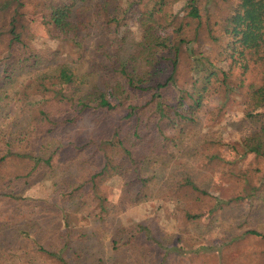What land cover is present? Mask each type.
Listing matches in <instances>:
<instances>
[{"label": "trees", "instance_id": "16d2710c", "mask_svg": "<svg viewBox=\"0 0 264 264\" xmlns=\"http://www.w3.org/2000/svg\"><path fill=\"white\" fill-rule=\"evenodd\" d=\"M213 1L0 0V42L8 39L6 54L0 56V112L16 95L26 101L31 88L40 96L26 104L35 109L25 107V122L9 132L5 130L10 116L0 118V134H7L0 145V170L9 168L0 176V211L9 207L16 215L21 207L32 205L33 199L24 196L29 187L55 180L58 170H75L62 194L48 189L42 201L37 199L33 204L49 206L54 217L65 222L58 224L65 230L57 232L58 226L55 228V250L51 238L37 241L43 238L41 229L34 232L31 242L39 251L68 264L63 254L76 252L80 239L90 240L96 234L100 237L96 228L70 226L71 213L67 208L73 212L85 209L86 215L106 224L109 216L119 214L126 206L152 197L159 180L148 171L147 161L169 169L160 190L167 188L164 185L169 182L172 190L185 187L207 193L191 172L190 146L183 147L179 135L196 120V110L214 84L225 93L223 104L230 98L228 73L221 55L252 51L262 61L264 70V0H237L223 10ZM176 3L182 4L178 13L172 11ZM132 4L138 7V33L123 22ZM27 5V12L39 13L42 23L80 50L79 59L84 56L102 64L110 73L109 85L101 88L98 83H88L85 75L76 74L61 62L17 88L20 83L14 78L18 69L41 65L46 60L27 38ZM164 23L172 31L161 36L156 28ZM96 27L101 28L100 39H89L88 47L85 38ZM247 95L264 121V71L261 81L250 85ZM146 131L151 135L148 142L156 145L157 156L135 152ZM240 147L243 153H254L264 160V122L253 135L242 138ZM207 158L228 164L218 152ZM115 175L124 177L118 203L100 189L103 180ZM222 202L216 199L214 208ZM17 221L0 218V251L1 245L7 243L4 236L6 239L15 235L21 241L31 237ZM28 224L30 230L37 227L36 221ZM132 227L135 229L124 228L112 236L113 249L130 247L146 228L143 224Z\"/></svg>", "mask_w": 264, "mask_h": 264}, {"label": "rangeland", "instance_id": "374dc122", "mask_svg": "<svg viewBox=\"0 0 264 264\" xmlns=\"http://www.w3.org/2000/svg\"><path fill=\"white\" fill-rule=\"evenodd\" d=\"M236 1L215 0L213 3L223 10ZM181 5L176 3L172 11L178 13ZM137 9L132 4L123 17V22L136 33ZM28 10L29 5L24 8L25 13ZM27 13V38L30 39L31 47L46 57V60L41 65L18 69L14 78L20 83L17 88L23 87V82L30 77L49 67L55 68L61 62H65L76 74L85 75L88 83H98L101 88L109 85L110 73L102 64L84 56L79 59L80 50L71 41H63L57 31L42 23L39 13ZM156 31L159 35L166 36L172 31V27L164 23ZM88 33L89 37L85 38V42L90 47L89 39H100L101 28H91ZM7 41L8 39L0 42V56L6 54ZM115 46L118 47V44ZM256 56L252 51L221 55L222 66L228 73L230 98L223 104L225 93L218 84H214L196 110V120L189 123L185 132L179 135L182 142L180 144L183 147L190 146L188 160L193 165L191 172L195 173L201 184L199 185L207 193L189 191L185 187L172 190L168 188L171 186L169 182L164 185L167 188L160 190L158 187L167 178L169 169L164 164L147 161L148 171L155 173L159 180L152 197H143L129 207L126 206L119 214L109 216L106 224L93 220L86 215L85 209L73 212L71 208H67L71 213L68 217L70 226L78 224L87 230L96 228L97 233L100 232V237L96 234L90 240L80 239L81 245L76 252L72 250L64 253L63 257L68 264H264V160L254 153H243L240 147L242 138L253 135L264 122L257 115L259 109H253V100L247 95L250 85L259 83L264 71L262 61L256 59ZM28 93L26 101L21 99L24 104L18 99L19 95H16L18 98L15 97L1 110L0 118L4 120L7 115L10 116L6 132L24 121L25 107L35 109L26 104L40 96L36 94L35 88H31ZM6 132L0 134V145L6 140ZM142 137L144 141L137 142L135 152L157 156L156 145L148 142L151 137L149 132L143 133ZM214 152L220 153L228 164L210 161L207 157ZM161 160L164 162V158ZM8 169H1L0 176L5 175ZM74 171L58 170L55 180H45L43 184L29 187L24 196L33 199L32 205L21 207L16 215L12 208L1 207L0 218L19 220L17 222L28 229L27 233L31 237L21 241L15 235H9L6 239L4 236L7 243L1 245L0 264H62L55 256L39 251L31 238L35 237V231L41 229L40 235L43 238H37V241L44 242L51 238L52 249L55 250L58 242L55 239L56 231L65 230L58 224L65 222L60 217L55 218L53 209L49 206L37 207L33 204L37 199L42 201L48 189L62 194ZM123 185L124 177L115 175L103 180L100 189L113 203H118ZM216 199L223 202L215 209ZM31 220L37 222V227L32 230L28 224ZM134 224L146 227L144 233H141L143 236L137 235L138 240L130 247L125 245L113 249L112 236L124 228L135 229L132 227ZM250 231H257L258 234Z\"/></svg>", "mask_w": 264, "mask_h": 264}]
</instances>
